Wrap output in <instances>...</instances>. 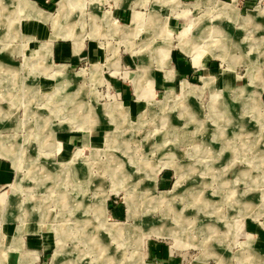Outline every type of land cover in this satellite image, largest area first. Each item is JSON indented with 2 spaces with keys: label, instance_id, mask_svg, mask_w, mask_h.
I'll use <instances>...</instances> for the list:
<instances>
[{
  "label": "rangeland",
  "instance_id": "374dc122",
  "mask_svg": "<svg viewBox=\"0 0 264 264\" xmlns=\"http://www.w3.org/2000/svg\"><path fill=\"white\" fill-rule=\"evenodd\" d=\"M18 2L0 0V61L13 48L16 60L0 62V158L11 174L0 183V224L45 222L51 248L42 264H158L154 241L185 264H220L219 253L221 264H264V0H46L51 30L87 33L69 66L52 62L51 43L39 55L17 36L27 13ZM228 19L238 22L237 42ZM92 25L101 35L90 37ZM93 40L102 59L84 53ZM142 52L153 58L151 85L137 71ZM233 52L241 55L232 62ZM206 68L244 84L235 110L223 93L234 87L206 83ZM190 85L201 89V114L186 106ZM136 99L145 110L133 117L123 105ZM166 144L177 153L161 154Z\"/></svg>",
  "mask_w": 264,
  "mask_h": 264
},
{
  "label": "crops",
  "instance_id": "0c3cea01",
  "mask_svg": "<svg viewBox=\"0 0 264 264\" xmlns=\"http://www.w3.org/2000/svg\"><path fill=\"white\" fill-rule=\"evenodd\" d=\"M45 1L46 0H19L18 3L19 4L21 3L23 6H25L27 13L22 18L20 17L21 28L18 31L17 36L25 38L28 41L29 46L31 45L32 47H35L36 44H38L39 46L37 47L38 49L37 54L39 55L42 53L44 54L45 53L44 48L48 47L49 44L51 43L52 44V62L54 59L55 61L56 60L59 61V64H65L66 66H69L68 62L70 61L78 62L79 57L77 54L79 53V51L82 49L83 45L85 44L83 39L86 37L87 33L84 34V31L82 29H78L77 30L78 34L76 35L63 36L61 34H58L56 27L51 30V27L48 25V22L52 21L51 19L52 14L46 8L41 7L39 5V3H42L43 5H45L44 4ZM218 4H221V3L219 2ZM223 4L226 5V3H223ZM262 11L264 13V10ZM249 12H247L244 15H248ZM128 14L129 12L127 10L125 11L124 9H121L118 11V15H121L124 18H126ZM191 19L192 18L188 20V24ZM260 19H261V22L264 24V14L261 16ZM237 23L231 19H228V25L226 26L230 35H234L232 37L230 36V38L234 37L233 39H235L236 42H237V39H236L237 35L240 32V29L238 28ZM65 24L66 22H64L60 27L64 26ZM99 27L101 29V32H103L102 34H104L105 31H104V28L101 27V23ZM89 34L91 35L90 37L101 35V34L99 35L93 34V25L91 27V31ZM69 37H73L72 42L67 40ZM241 39L242 38L240 37L238 41H241ZM36 41H38V43H36ZM225 46L227 47V44H225ZM241 46L242 44L238 45V47L240 48ZM235 47L237 48V46ZM198 48H196V51L198 52H195V53L200 54V51L197 50ZM13 49L9 50L8 55L6 57V61L4 62L0 61L1 63L5 65L6 64L16 65V60L13 58V53H14ZM206 50L208 49L202 48V52ZM84 53L91 59H102L104 57L102 49L97 45V41H94V40L90 41L87 44V48L84 51ZM235 53L236 52H233L232 54L230 53V56L232 55V62H233V57L235 56L237 57L238 55L243 54V51L241 54H235ZM113 55L108 56L107 62H110V64H113L115 66V63L116 65H118V63L117 62L113 63V60L111 61L109 59ZM151 58L152 57L147 52L140 53L136 58V63L138 67L137 71L139 70L140 67L145 68L147 72V76L150 78V85L152 84V82L156 81V79H154V73H153L154 71H152L153 62ZM41 59H44V57L41 56ZM48 59H49V56H48ZM208 59H209L208 57L204 58L205 64L208 63ZM115 60L117 61V59ZM156 63H158L157 60H156ZM194 64L195 63L182 62L181 64H178V66L182 68L185 67V69H188L194 73L195 71H197L196 69L197 67H195ZM235 65L229 66L232 69V71L233 69H235ZM45 67H46L45 65H42L43 69H45ZM206 70H207L206 73H208L205 76L206 83L209 81L210 78H213V81L215 80L216 85L218 87L219 86H225L226 88L229 86L234 87V89H230V92H228V90L223 92L225 94L223 95L224 97L226 96V99H224L226 101L228 99L227 96L230 97L231 99L230 101L232 102L231 107L234 106L233 110H235V108L237 107V101L235 100L233 96V92L238 88V86L244 85L243 83L240 82L239 77L236 74H233V72L228 73V75H225L224 77H222V75H219V76L211 75L210 76L209 69L206 68ZM37 81H38L37 78L32 77L27 82L28 84H30V82L31 83L33 82V84L38 85ZM250 85H252V83H250ZM187 90L191 91L189 99L187 98L186 100V102L188 101L186 104V106L188 107V110L192 114L194 113L201 114L200 113L202 109L201 104L196 99V96L200 93L201 89H199V86L190 85V88H188ZM123 106L128 108L131 116L133 117L135 115L137 116L138 114H141L142 111L145 110L144 108L145 103L138 101L137 99L130 103L126 102ZM96 107L98 109L97 114L99 118L97 123L103 124L104 122L107 121L104 119L103 114L107 112L106 110H103L104 108L101 105L97 104ZM94 139H95V136H94ZM177 151H178L177 145H174V144L172 145L166 144V146H164L162 150L160 149L161 154L169 152L170 154L173 155V154H176ZM7 165H8V162L0 158V183L1 184L7 183L10 181L11 174H10V171L7 169ZM158 180H159V173L154 183V187L158 183ZM144 181L145 179L143 178L142 179L143 184L146 183V185L147 184L151 185V181L149 180H146L145 182ZM177 189L175 188V185L173 188L168 189L169 191L170 190L173 191L172 197L176 196V194L177 196L180 195V192L178 193ZM168 190H163V191H168ZM250 228L251 229L255 228V226L252 224ZM0 237L2 238V244H0V264H42L47 258L48 251L51 248V236L49 233V226L45 222H42L36 219H29L27 221H19V220L11 219V220L2 221L0 224ZM252 237L253 236L250 235L248 238H252ZM258 245L262 248V254L264 255V241L262 242L258 241ZM149 246H150L149 253L151 256H153L155 261H158V264H185V261H184L185 255H183V253H180V252H174L171 245L169 246L167 244H164L161 241H158V242L154 241V243ZM257 249H259V247L256 246L255 250ZM219 257H220L219 263L221 264L223 261L221 259V253H219ZM198 259H200L199 261L205 260L203 257H200ZM254 259L252 257L251 261L258 262L257 258L255 260ZM262 259L264 258L262 257ZM201 263L203 262L195 263V258H193L191 262H188L186 264H201Z\"/></svg>",
  "mask_w": 264,
  "mask_h": 264
},
{
  "label": "bare ground",
  "instance_id": "6f19581e",
  "mask_svg": "<svg viewBox=\"0 0 264 264\" xmlns=\"http://www.w3.org/2000/svg\"><path fill=\"white\" fill-rule=\"evenodd\" d=\"M2 10L4 11V8L1 7L0 15H1V11H2ZM251 17H252V16H251ZM254 19H255V18H254ZM228 83H229V82H228ZM238 87H239V86H238ZM216 90H217V89H216ZM243 91H244V90H243ZM257 98H258V97H257ZM252 99H253V98H252ZM258 99H259V98H258ZM219 101H220V100H219ZM259 104H261V103H259ZM257 105H258V104H257ZM260 106H261V105H260ZM118 108H119V107H118ZM124 108H125V107H124ZM124 110H125V109H124ZM126 110H127V109H126ZM119 112H121V111H119ZM261 115H262V114H261ZM224 117H225V116H223V118H224ZM227 119H228V118H227ZM91 122L93 123V121H91ZM232 122H233V121H232ZM233 123H234V122H233ZM202 125H203V124H202ZM251 133H252V132H251ZM223 134H224V133H223ZM46 142H47V141H46ZM194 178H195V177H194ZM194 178H193V179H194ZM191 180H192V179H191ZM191 180H190V181H191ZM225 181H226V180H225ZM191 183H192V182H191ZM196 183H197V182H196ZM189 188H191V187H189ZM190 196H191V195H190ZM165 198H166V197H165ZM124 227H125V226H124ZM114 229L116 230V228H113V231H114ZM123 232H124V231H123ZM97 241H99V239H98ZM107 260H108V259H107ZM106 262H107V261H106ZM108 262H109V261H108Z\"/></svg>",
  "mask_w": 264,
  "mask_h": 264
}]
</instances>
